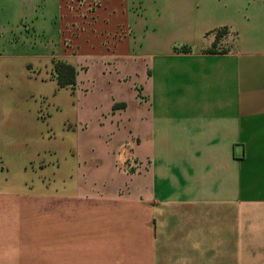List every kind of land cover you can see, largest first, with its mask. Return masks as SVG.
I'll return each mask as SVG.
<instances>
[{"label":"crops","instance_id":"crops-1","mask_svg":"<svg viewBox=\"0 0 264 264\" xmlns=\"http://www.w3.org/2000/svg\"><path fill=\"white\" fill-rule=\"evenodd\" d=\"M0 264H264V0H0Z\"/></svg>","mask_w":264,"mask_h":264},{"label":"trees","instance_id":"trees-1","mask_svg":"<svg viewBox=\"0 0 264 264\" xmlns=\"http://www.w3.org/2000/svg\"><path fill=\"white\" fill-rule=\"evenodd\" d=\"M215 34V40L211 47L204 50L205 53L216 54L220 52H225L224 49H219L218 46L223 42L226 35L228 34V28H221L213 31ZM176 52L190 53L192 52L189 46H181L175 48ZM53 77L56 80L60 88H70L74 90L77 84V70L74 66L64 62L55 61L53 68ZM118 106L116 105L115 108Z\"/></svg>","mask_w":264,"mask_h":264},{"label":"rangeland","instance_id":"rangeland-1","mask_svg":"<svg viewBox=\"0 0 264 264\" xmlns=\"http://www.w3.org/2000/svg\"><path fill=\"white\" fill-rule=\"evenodd\" d=\"M225 47H226V44H224V43H221V44L218 46L219 49H222V48L224 49Z\"/></svg>","mask_w":264,"mask_h":264}]
</instances>
